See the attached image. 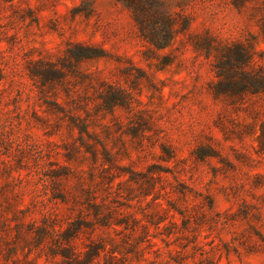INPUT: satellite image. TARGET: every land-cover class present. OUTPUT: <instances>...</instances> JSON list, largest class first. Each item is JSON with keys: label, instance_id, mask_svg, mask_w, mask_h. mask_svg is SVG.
<instances>
[{"label": "rangeland", "instance_id": "1", "mask_svg": "<svg viewBox=\"0 0 264 264\" xmlns=\"http://www.w3.org/2000/svg\"><path fill=\"white\" fill-rule=\"evenodd\" d=\"M244 71L264 0H0V264H264Z\"/></svg>", "mask_w": 264, "mask_h": 264}, {"label": "trees", "instance_id": "2", "mask_svg": "<svg viewBox=\"0 0 264 264\" xmlns=\"http://www.w3.org/2000/svg\"><path fill=\"white\" fill-rule=\"evenodd\" d=\"M162 5L164 7V21L163 26H161V30L163 32L162 35L151 36L150 40L157 45L158 47H166L173 38V17H172V7L166 2L163 1ZM249 61V55H246V58L242 61L244 64H247ZM244 76L252 82V86H254L253 91H264V74L256 73L251 71H244ZM250 88V87H249ZM264 134V128L262 129Z\"/></svg>", "mask_w": 264, "mask_h": 264}]
</instances>
